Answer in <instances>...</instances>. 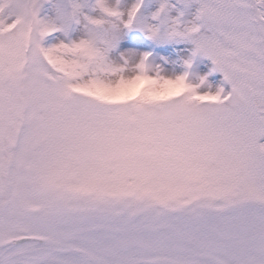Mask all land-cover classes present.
<instances>
[{"label":"snow or ice","instance_id":"snow-or-ice-1","mask_svg":"<svg viewBox=\"0 0 264 264\" xmlns=\"http://www.w3.org/2000/svg\"><path fill=\"white\" fill-rule=\"evenodd\" d=\"M0 264H264V0H0Z\"/></svg>","mask_w":264,"mask_h":264}]
</instances>
